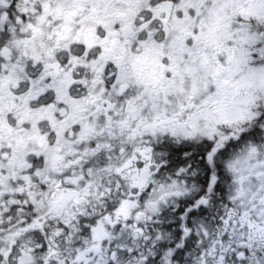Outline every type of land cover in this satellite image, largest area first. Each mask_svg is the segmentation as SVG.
<instances>
[{
    "label": "snow or ice",
    "instance_id": "1",
    "mask_svg": "<svg viewBox=\"0 0 264 264\" xmlns=\"http://www.w3.org/2000/svg\"><path fill=\"white\" fill-rule=\"evenodd\" d=\"M0 264H264V0H0Z\"/></svg>",
    "mask_w": 264,
    "mask_h": 264
}]
</instances>
